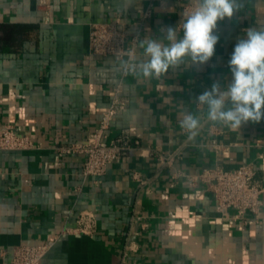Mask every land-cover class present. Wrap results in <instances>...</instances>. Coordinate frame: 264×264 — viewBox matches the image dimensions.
I'll list each match as a JSON object with an SVG mask.
<instances>
[{
	"label": "crops",
	"instance_id": "crops-1",
	"mask_svg": "<svg viewBox=\"0 0 264 264\" xmlns=\"http://www.w3.org/2000/svg\"><path fill=\"white\" fill-rule=\"evenodd\" d=\"M151 1L0 0V131L12 124L35 144L0 149V261L19 244L56 238L39 264H264V194L258 214L241 215L221 210L206 183L190 180L205 167L245 163L264 179V120L233 131L208 120L207 106L196 102L213 82L230 83L234 46L247 28L264 27V0H239L237 15L219 22L208 63L189 67L185 60L160 79L124 76L130 104L110 135L130 129L139 151L85 178V156L55 148L87 141L123 77V60L89 53L91 25L124 24L130 40ZM165 1L168 11L142 27L132 63L144 58L141 41L164 40L163 30L177 28L183 5L193 3ZM187 112L202 117L194 136L181 126ZM157 149L178 156L164 165ZM83 210L95 212L97 232L63 233Z\"/></svg>",
	"mask_w": 264,
	"mask_h": 264
},
{
	"label": "built area",
	"instance_id": "built-area-1",
	"mask_svg": "<svg viewBox=\"0 0 264 264\" xmlns=\"http://www.w3.org/2000/svg\"><path fill=\"white\" fill-rule=\"evenodd\" d=\"M193 7L192 2L185 3L182 14ZM44 17L49 19V5L43 4ZM166 12L165 0H152L145 9L137 31L128 40L129 32L124 24L117 22L93 23L89 32V53L97 56H115L124 61V65L134 60L139 44L142 27L154 13ZM128 71L123 70V77L113 87L112 97L107 110L101 117L98 126L89 133L85 143H62L55 148L62 154H81L85 156L83 175L85 178L100 177L108 167L118 162L124 155L139 151L140 140L132 136L130 129L122 128L114 136L110 135L112 123L116 116L123 113L130 104V99L123 90V78ZM35 148L32 137L19 134L12 124L5 125L0 131V149L29 151ZM164 165H172L177 153H163L157 149L153 152ZM135 177H138L135 175ZM193 182L206 183L212 191L218 207L227 211L236 209L241 215L258 214L263 206L264 179L258 178L252 164H242L235 169L222 167H205L201 173L190 176ZM174 185V184H172ZM98 230V219L92 210H83L76 215V226L65 228L63 233L93 235ZM56 238L42 244H19L15 246L9 261L0 264H39L43 257L55 245Z\"/></svg>",
	"mask_w": 264,
	"mask_h": 264
},
{
	"label": "clouds",
	"instance_id": "clouds-1",
	"mask_svg": "<svg viewBox=\"0 0 264 264\" xmlns=\"http://www.w3.org/2000/svg\"><path fill=\"white\" fill-rule=\"evenodd\" d=\"M240 8L239 0H193V7L185 10L180 25L163 30L164 40L152 37L141 41L144 58L139 63L124 65L125 70L160 79L185 60L189 67L208 63L219 41V22L231 20ZM228 64L230 83L222 87L219 81L213 82L210 89L198 95L196 102L207 106L208 120L237 131L249 122L264 120V27L245 30ZM201 120L202 117L187 112L181 126L194 136Z\"/></svg>",
	"mask_w": 264,
	"mask_h": 264
}]
</instances>
